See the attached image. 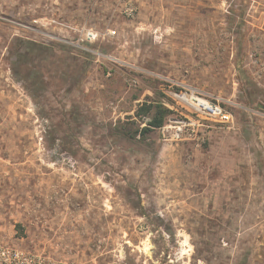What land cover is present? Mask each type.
<instances>
[{"label":"rangeland","instance_id":"rangeland-1","mask_svg":"<svg viewBox=\"0 0 264 264\" xmlns=\"http://www.w3.org/2000/svg\"><path fill=\"white\" fill-rule=\"evenodd\" d=\"M0 264H264V0H0Z\"/></svg>","mask_w":264,"mask_h":264},{"label":"built area","instance_id":"built-area-1","mask_svg":"<svg viewBox=\"0 0 264 264\" xmlns=\"http://www.w3.org/2000/svg\"><path fill=\"white\" fill-rule=\"evenodd\" d=\"M124 13L127 17H132L135 14V9L128 7ZM173 96L182 103L189 105L197 116L204 115L223 124L230 122L231 116L219 104L212 103L206 99L195 98L193 95L188 96L186 93L176 92Z\"/></svg>","mask_w":264,"mask_h":264},{"label":"trees","instance_id":"trees-1","mask_svg":"<svg viewBox=\"0 0 264 264\" xmlns=\"http://www.w3.org/2000/svg\"><path fill=\"white\" fill-rule=\"evenodd\" d=\"M142 110V115L147 118V121L141 130H139L140 134L144 135L149 131L163 127L168 114V110L166 108L158 104H144ZM138 115L140 114L138 113Z\"/></svg>","mask_w":264,"mask_h":264}]
</instances>
